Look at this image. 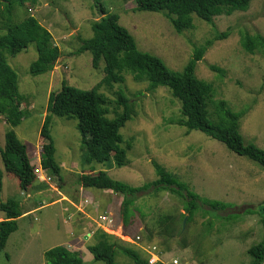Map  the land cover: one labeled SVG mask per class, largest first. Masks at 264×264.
Instances as JSON below:
<instances>
[{"label": "rangeland", "instance_id": "1", "mask_svg": "<svg viewBox=\"0 0 264 264\" xmlns=\"http://www.w3.org/2000/svg\"><path fill=\"white\" fill-rule=\"evenodd\" d=\"M24 1L22 8L14 10L13 20L34 17L51 34L60 57L51 72L30 76L29 66L36 59L35 45L30 44L17 55L10 54L3 18H0V53L17 75L18 92L24 98L20 108L27 114L14 132L26 146L35 174H41L50 187L39 177L26 194L19 189L17 179L0 164L3 174L0 200L17 201L21 211L35 209L17 221L18 229L9 236L0 253V264H45L44 252L62 245L77 252L84 264H96L88 248L100 250L101 243L114 241L132 247L146 261L147 251L156 247L163 264L174 260L177 264H252L247 251L261 242L263 229L259 216L244 214V210L255 209L264 202V169L202 133H188L179 126L180 103L168 89L158 87L149 92L147 80H138L126 71L121 73L122 83L107 84L103 62L93 69L88 52L74 53L80 45L78 38L88 40L93 36L91 25L101 17L96 2L107 14L119 16V24L133 37L139 51L156 56L172 71H182L193 49L211 41L212 45L196 65L195 75L212 84L214 100H224L234 112H246L240 123L243 141L264 150V58L259 51L246 53L240 44L243 34L264 37V0H252L246 12L215 17L213 25L192 15L193 28L180 34L162 13L136 11L134 0ZM226 31L227 39L215 40L216 35ZM210 66L218 67L223 74L211 71ZM62 83L80 90L97 87L105 97L108 119L122 111L116 105L119 92L132 101V119L120 130L122 147L130 146L124 167H116L112 160L88 164L76 119L52 115L50 134L60 174L56 177L41 170L44 141L40 128L50 115V98L61 89ZM7 129L0 117V150ZM152 162L202 199L230 204L232 208L210 212L208 207L201 206L191 221H186L180 234L183 203L169 192L138 194L126 223L122 220V195L95 188H82L85 194H79L81 187L76 178L80 174L102 171L131 187L151 183L156 179ZM59 189L71 201L82 202L83 215L69 203L51 204L59 197ZM84 200L88 204H83ZM229 214L234 217L224 219ZM102 215L109 216L118 234L138 236L139 244L122 243L116 234L104 236L97 228ZM162 215L174 219L173 233L166 234L157 222ZM1 216L4 215L0 212ZM115 263L133 264L120 252Z\"/></svg>", "mask_w": 264, "mask_h": 264}, {"label": "trees", "instance_id": "2", "mask_svg": "<svg viewBox=\"0 0 264 264\" xmlns=\"http://www.w3.org/2000/svg\"><path fill=\"white\" fill-rule=\"evenodd\" d=\"M252 0H134L136 11L162 13L178 34L193 28L192 15L207 24L213 25V19L218 16H230L235 12H246ZM24 0H0V18L5 21L4 28L9 39L10 54L17 55L27 49L30 44L35 45L36 59L30 64L28 72L32 77H38L51 72L60 57V50L54 44L51 34L34 17L27 16L16 22L13 12L22 8ZM98 8L101 17L92 23L91 39L78 38L79 47L75 55L88 52L91 55V66L97 69L103 62L105 83L120 84L123 82L122 72L134 75L136 79L148 82L147 90L155 91L158 87L166 88L173 98L180 103V118L178 125L184 127L188 133L197 131L206 137L223 144L233 154L245 157L264 169V150L254 144L244 143L240 134L241 119L245 111L234 112L224 100H214V88L211 83L200 80L195 75L199 63L207 49L212 45L206 41L204 45L195 47L183 70L175 72L168 69L156 56L141 52L129 32L119 24V16L107 14L101 5ZM229 36L228 31L216 35L215 40H224ZM240 44L248 54L256 51L264 58V37L259 34L241 36ZM211 71L222 75V71L215 66ZM23 96L18 92V79L14 70L9 66L0 53V117L8 125L4 134V145L0 150V164L3 170L17 179L19 189L27 192L36 181L38 175L30 163L26 146L18 139L14 132L23 119L27 117L20 108ZM49 112L40 128V137L44 141L41 147V170L59 177L60 167L56 163L55 147L51 139L50 124L52 115L60 118H74L76 129L81 137V144L85 147L88 157L86 162L103 164L112 160L118 168L127 163L126 154L130 148L122 147L120 130L132 119V101L119 92L116 105L122 108L120 114L113 119L106 117L104 109L105 97L98 92L97 87L80 90L62 83L61 89L53 93ZM156 179L142 185L131 187L123 182L112 179L105 172L80 174L76 183L81 188H95L109 190L120 194L122 200V220L126 223L130 207L133 206L138 194L154 191H166L182 200L183 211L190 222L201 206L208 207L210 212L225 211L232 205L218 201L202 199L191 191L188 186L167 172L161 165L152 162ZM3 174L0 170V195L3 184ZM0 212L4 219L0 222V253L5 248L11 234L18 229L17 219L23 213L20 205L13 199L5 202L0 200ZM244 214L259 216L263 229L260 243L248 249L252 264L264 261V202L255 209L248 208ZM233 214L224 217L232 219ZM157 222L163 226L166 234L173 233L174 219L169 215H162ZM102 231V230H101ZM106 237L110 235L103 232ZM123 243V242H122ZM96 264H116L115 258L120 252L133 264H147L139 252L118 242L100 244V250L88 248ZM45 264H84L77 252H72L64 246H55L43 254ZM161 264V263H158Z\"/></svg>", "mask_w": 264, "mask_h": 264}, {"label": "built area", "instance_id": "3", "mask_svg": "<svg viewBox=\"0 0 264 264\" xmlns=\"http://www.w3.org/2000/svg\"><path fill=\"white\" fill-rule=\"evenodd\" d=\"M40 177V180L47 181L46 179H43L42 175H38V178ZM112 220L107 215L99 216V224L98 228L109 235L111 233L112 235H117L122 242L130 243L137 245L140 242V238L138 236H129L127 234H124L123 232H120L119 234L115 232L116 230L112 226ZM148 258H147V264H158L162 263L160 257L156 253V247H152L150 251H147ZM171 264H177V261H172ZM260 264H264V261H262Z\"/></svg>", "mask_w": 264, "mask_h": 264}, {"label": "crops", "instance_id": "4", "mask_svg": "<svg viewBox=\"0 0 264 264\" xmlns=\"http://www.w3.org/2000/svg\"><path fill=\"white\" fill-rule=\"evenodd\" d=\"M44 182H47L46 183V185H48L49 187H50V185H49V183H48V181H44ZM81 192H83L84 194H85V189H82V188H80L79 189V194H81ZM111 192V191H110ZM28 193V191L26 192V194ZM57 195L59 196L57 199H55V200H53L52 202H51V204H56V203H59V202H64V203H69V204H71V205H73L74 207H76L77 208V210H78V212H79V215H83L84 214V211H82L81 209H80V206H81V204H82V202L80 201V202H73V201H71L67 196H65L62 192H60V189L57 191ZM87 195H90L89 193L87 194ZM88 202V200H84L83 201V204H88L87 203ZM93 203V202H92ZM91 203H89V205H90ZM95 206H97L96 204H95ZM40 208V207H39ZM26 210H24V211H22V213H23V215L21 216V218H23V217H26V216H28V215H30L33 211H35V209H33V210H28V211H26ZM4 219V216H1L0 217V221H2ZM19 219H17V221H18ZM18 223V222H17ZM98 228V227H97ZM72 230H74L73 228H72ZM63 246V245H62Z\"/></svg>", "mask_w": 264, "mask_h": 264}, {"label": "water", "instance_id": "5", "mask_svg": "<svg viewBox=\"0 0 264 264\" xmlns=\"http://www.w3.org/2000/svg\"><path fill=\"white\" fill-rule=\"evenodd\" d=\"M187 218H188L187 215H185L184 218H183V221H182V228H181V232H180V234L183 232V230H184V228H185V223H186V221H187Z\"/></svg>", "mask_w": 264, "mask_h": 264}]
</instances>
